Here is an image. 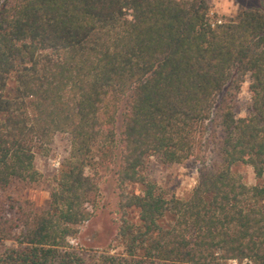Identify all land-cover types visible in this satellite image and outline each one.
Listing matches in <instances>:
<instances>
[{
    "label": "trees",
    "instance_id": "trees-1",
    "mask_svg": "<svg viewBox=\"0 0 264 264\" xmlns=\"http://www.w3.org/2000/svg\"><path fill=\"white\" fill-rule=\"evenodd\" d=\"M256 1L226 17L207 0H0V193L39 182L36 155L68 142L45 209L0 199V264H264V183L232 170L264 178ZM149 157L200 165L187 198L145 176ZM110 173L122 254L77 249Z\"/></svg>",
    "mask_w": 264,
    "mask_h": 264
},
{
    "label": "rangeland",
    "instance_id": "rangeland-1",
    "mask_svg": "<svg viewBox=\"0 0 264 264\" xmlns=\"http://www.w3.org/2000/svg\"><path fill=\"white\" fill-rule=\"evenodd\" d=\"M207 1L210 5L211 13L226 17L234 16L241 5L246 7L257 5L256 0ZM249 101L246 79L237 98V117L246 115ZM119 125L120 116H118L117 121L118 131ZM51 148L52 151L48 156L36 155L35 167L42 175V179L39 182L33 184L15 183L0 193V199L3 200L6 209H9L10 206L18 207L24 202L31 203L38 211L47 207L53 177L57 172L59 161L65 155L68 148L67 139L63 136L57 137ZM218 163L219 158L216 153H211L208 158V164L213 165ZM199 168L200 165L191 160L181 165H165L155 157H149L146 159L143 173L167 193L185 199L189 196L198 179ZM232 170L235 173L242 174L243 181L247 185L256 184L258 181L264 183V178L260 180L255 178L251 167L248 165L240 163L235 165ZM117 202L115 176L113 173H110L99 181V193L96 204L92 209V217L88 222L78 226V234L75 238L69 240V244L89 253L95 252L100 254L107 252L114 255L122 254V247L115 239L118 226ZM5 214L10 215L8 212ZM11 215H13V212ZM10 246V242L0 243V249ZM230 264L240 263L231 261Z\"/></svg>",
    "mask_w": 264,
    "mask_h": 264
}]
</instances>
